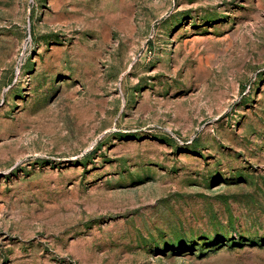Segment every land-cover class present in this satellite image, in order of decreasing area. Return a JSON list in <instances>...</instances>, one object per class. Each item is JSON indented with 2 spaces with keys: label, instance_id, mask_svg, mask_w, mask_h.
Returning <instances> with one entry per match:
<instances>
[{
  "label": "rangeland",
  "instance_id": "rangeland-1",
  "mask_svg": "<svg viewBox=\"0 0 264 264\" xmlns=\"http://www.w3.org/2000/svg\"><path fill=\"white\" fill-rule=\"evenodd\" d=\"M0 264H264V0H0Z\"/></svg>",
  "mask_w": 264,
  "mask_h": 264
}]
</instances>
